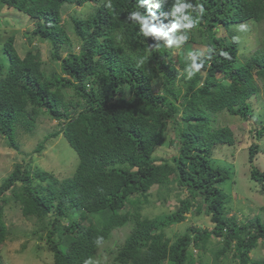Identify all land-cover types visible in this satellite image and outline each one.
<instances>
[{
    "label": "trees",
    "instance_id": "obj_1",
    "mask_svg": "<svg viewBox=\"0 0 264 264\" xmlns=\"http://www.w3.org/2000/svg\"><path fill=\"white\" fill-rule=\"evenodd\" d=\"M88 2L98 5L96 11L83 19L71 17L70 36L62 9ZM0 3L36 20L32 36L49 41L51 48V60L44 62L39 52L28 51L21 58L14 38L5 41L8 67L1 76L0 66V134L11 141L19 127L30 133L35 121L46 116L62 123L54 136L61 133L78 158L72 176L62 180L14 165L0 186V245L8 236L5 206L12 202L24 218L40 224L32 234L44 235L53 264H98V248L126 224L132 228L112 259L116 264H203L190 247L204 250L211 237L218 241L213 264L228 254L234 264H264V257L250 258L259 244L264 246V219L237 224L227 217L226 194L219 186L231 173L210 162L214 146L234 142L228 128L212 129V116L226 112L245 119L257 81L264 92V39L240 60L239 33L232 29L241 23L261 24L264 0ZM180 5L183 11L175 12ZM133 11L167 36H145ZM189 21L195 27L185 30ZM174 24L180 27L173 31ZM179 37L184 43L203 44L205 51L190 58L179 54L173 64L170 48ZM194 64L200 65L198 70ZM169 123H178L174 166L153 158ZM12 141L8 145L16 148ZM255 148H250L251 160ZM42 149L41 143L34 153ZM250 179L263 183L264 171L252 169ZM171 182L188 193L176 212L152 219L129 212L132 197L138 206L140 196L146 199L151 188ZM202 206L211 231L189 228L175 242L164 236L168 226L180 224L192 208L200 213ZM97 215L103 221L98 227L91 223ZM85 220H90L86 227ZM63 243L66 252L60 248Z\"/></svg>",
    "mask_w": 264,
    "mask_h": 264
},
{
    "label": "rangeland",
    "instance_id": "obj_2",
    "mask_svg": "<svg viewBox=\"0 0 264 264\" xmlns=\"http://www.w3.org/2000/svg\"><path fill=\"white\" fill-rule=\"evenodd\" d=\"M97 6L95 3L88 2L83 6L64 7L61 14L67 33L72 35L71 17L86 18L96 11ZM36 25V20L29 19L22 12L0 3V66L3 67L1 76L8 67V58L3 52V45L9 37L14 38L13 47L21 58L28 51H32L39 52L44 62H50V42L32 36ZM235 28L239 33L238 56L241 60L242 56H250L261 46L260 42L264 39V21L255 26L251 22L236 24L232 29ZM222 33L226 34L227 31L223 29ZM183 41V37L176 38L170 48V59L173 64L179 54L190 58L201 56L205 51L203 44L184 43ZM78 50L79 45H76L74 53H78ZM256 83L259 86L258 92L248 100L251 112L245 119L231 116L226 112L212 116V129L228 128L233 135L232 145L219 144L212 148L210 162L212 166L226 168L231 173V179L222 183L219 188L226 194L227 217H233L237 224L256 218L264 219V181L259 183L250 179L252 169H257L259 172L264 171V92L259 81ZM153 88L158 90L155 86ZM177 121L179 123L180 119ZM178 123H169L164 144L153 154V158L160 163L165 161L170 166H174L171 157L175 154V147L178 146V143L174 142ZM61 124L41 115L35 121L30 133L21 127L18 128L14 140H11L16 148L10 147L8 143L11 141H7L8 139L0 134V186L3 180L13 172L14 165H22L31 172L47 173L59 180L72 176L78 165V158L61 133L54 136V133L60 131ZM41 143L43 149L39 153H34L35 148ZM253 144L256 148L251 160L250 148ZM187 197L188 193L185 188H178L174 182H171L166 186L151 188L146 199L141 196L138 198V206H135V202L133 203L137 197H132L127 206L129 212L137 211L142 218L152 219L176 212L181 207L180 201ZM196 203L201 204L200 197H197ZM77 217L78 212H74L73 218L77 219ZM4 223L8 236L6 241L0 245V264H53V254L45 245L44 235L35 237L32 234L40 227L35 218H24L20 209L9 202L5 206ZM89 223L90 220H85L83 226L86 227ZM91 223L97 227L101 225L103 223L101 215L92 217ZM63 225L66 226L67 222L64 221ZM193 227L209 231L213 229V224L205 215L203 206L200 213L192 208L180 224L168 226L164 231V236L170 238L171 242H175L177 237ZM131 228L132 224H126L112 231L109 240L97 250L98 264H116L112 262V259ZM217 242L214 237H211L206 242L204 250L199 251L192 246L190 252L193 253L194 259L197 254H200L203 264H213L212 252ZM60 248L65 252L67 250L64 243ZM228 255L220 258V264H234L229 260L230 256L227 258ZM263 257L264 246L259 244L250 253V258L259 260Z\"/></svg>",
    "mask_w": 264,
    "mask_h": 264
},
{
    "label": "clouds",
    "instance_id": "obj_3",
    "mask_svg": "<svg viewBox=\"0 0 264 264\" xmlns=\"http://www.w3.org/2000/svg\"><path fill=\"white\" fill-rule=\"evenodd\" d=\"M184 7V5L177 6L174 11L177 13L181 12L183 11ZM131 15L134 19L139 20L141 22V31L144 33L145 36H147L148 34H152L155 36H167V33L161 32V30L157 29L156 27H149L147 21H145L144 18L141 17L137 11H133ZM185 19L187 20L188 18L185 17ZM177 27H180V25L174 24L172 30L174 31ZM183 27L185 28V30L192 29L193 27H195V22L189 21L188 23L184 24ZM199 67L200 65H193L194 70H198Z\"/></svg>",
    "mask_w": 264,
    "mask_h": 264
}]
</instances>
